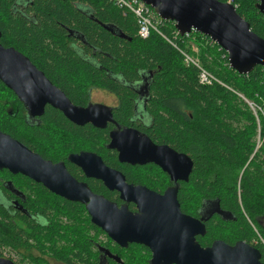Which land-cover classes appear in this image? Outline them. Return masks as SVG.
Segmentation results:
<instances>
[{
  "label": "trees",
  "instance_id": "1",
  "mask_svg": "<svg viewBox=\"0 0 264 264\" xmlns=\"http://www.w3.org/2000/svg\"><path fill=\"white\" fill-rule=\"evenodd\" d=\"M16 1L0 0L1 42L31 55L33 61L47 69L64 89H71L75 93L77 86L70 83L86 79L82 69L84 62L74 54L68 28L84 33L93 48L99 51L100 62L119 72L124 79H135L142 70H156L150 103V109L155 114L151 135L159 142L169 143L187 152L195 161L191 181L187 183L189 187L182 190V195L192 198L218 197L222 206L237 216L236 220L230 221L220 218L217 226L210 223L207 235L199 236L198 240L202 245H208L216 238L229 242L237 239L251 242L253 238L260 240L258 233L264 240L263 66H257L249 74H240L231 68L227 52L212 42L210 37L196 30L177 37L178 45L190 54H193L191 44H195L198 47L195 56L201 65L257 105L255 113L249 103L233 90L219 83H201L199 68L192 63L187 64L182 53L157 32L152 31L147 38L140 37L134 13L118 7L111 0H28L29 11L35 17L33 21L14 11ZM226 1H231L240 15L249 21L252 30L264 38V14L256 7L258 0ZM82 5H88L95 18L84 15L80 9ZM102 23L111 24L116 32L118 28L123 30L132 40L112 33ZM162 25L164 32L175 37L174 22L163 19ZM88 71L91 74L88 79L94 82L92 84L117 90L116 84H110L112 78L103 75L102 71ZM125 97L123 114L132 109L127 95ZM6 100L7 85L0 80V129L7 132ZM46 119L47 123L53 121L63 126L78 141L95 137V129L90 126L78 127L55 109L47 111ZM43 129H34L40 140L52 143L59 139L57 132L47 131L43 134ZM58 141L61 142L60 139ZM2 176L7 178V172ZM96 189L107 195L103 185ZM46 199L51 200L46 197L42 199L43 202H48ZM5 207L0 202V221L3 225H7ZM72 232L75 234V248L80 251L75 255L82 257L74 264L89 263L90 260L84 256L88 250L84 244L85 234L78 229ZM230 237H233V241ZM0 239L6 240L7 236L0 233ZM258 244L264 264V242L259 241ZM107 245L114 251L119 248L111 241ZM130 252V255L123 254L125 264H147L141 254ZM67 255L66 252L59 253L61 259L73 263Z\"/></svg>",
  "mask_w": 264,
  "mask_h": 264
},
{
  "label": "flooded vegetation",
  "instance_id": "2",
  "mask_svg": "<svg viewBox=\"0 0 264 264\" xmlns=\"http://www.w3.org/2000/svg\"><path fill=\"white\" fill-rule=\"evenodd\" d=\"M27 1L17 0L14 3V11L21 17L33 21L35 17L29 11L30 5H27ZM31 6H33V1H31ZM80 9L87 17L95 18L90 13L88 5H82ZM68 36L71 44L74 45V54L84 62L82 69L86 75L85 80L80 82L73 80L70 83L77 86L76 94L71 89H64L50 76L47 69L33 61L31 55L16 46L4 45L1 42L2 37L0 38V42L5 47H13L29 58L50 83H43L40 77L38 81L46 84L47 87L55 88L57 96L54 98L55 103H52L44 95L33 96L29 94V91L22 92V88L18 86L14 88L7 84V132L1 129L0 131L7 133L12 139L23 144L46 161L54 165L61 164L77 182L87 184L95 194L115 203L118 208L127 206L133 214L141 212L140 204L146 197L145 193H137L133 197L125 198L121 191L110 189L104 179L91 175L96 166L100 171L101 164L119 171L124 175L128 184L146 187L159 195L165 194L168 188L178 187L177 199L182 213L197 219L206 218L204 223L207 233L209 224L217 226L220 218L224 221L236 220L235 213L229 208L223 207L218 197L192 198L185 194L182 195V190L189 187L187 183L191 181L195 161L187 152L181 151L169 143L159 142L151 135L155 125V114L150 109V103L153 97L152 83L156 70H142L138 73L137 78L124 79L122 75H119V72L109 69L107 65L100 62L99 51L93 48L84 33L68 28ZM89 69L102 71L103 75L111 77L110 84H116L117 90L113 91L105 85L92 84L94 82L88 79V76L91 75L88 73ZM15 89L21 91L22 95ZM96 94L99 95L100 100L96 99ZM125 95L131 102L132 109L129 113L125 111L123 114ZM94 105H100L99 109L91 113V117L96 122L77 120L81 115L75 112L73 107L89 108ZM49 109L57 110L62 117L78 127H92L96 130L95 137L78 141L79 139L70 136L63 126L56 125L53 121L47 123L46 115ZM184 112L186 111L184 110ZM38 127H44L43 134L47 131L57 132L61 142L58 141L59 139L52 143L45 139L40 140L34 130ZM125 129H135L140 134L151 138L156 144L168 145L176 152L191 157L194 165L189 180H173L170 173L156 162L132 163L124 160L117 143L121 142L122 132ZM132 134V131L129 130L128 136ZM0 172L2 174L7 172V178L0 175L2 184L0 185V202L6 205L5 214L7 215V225H3L0 221V233L7 236L6 240L0 239V258L7 259L13 264H74V261L82 258L75 255L80 251L75 248V234L72 231L78 229L85 234L84 244L88 250L84 256L86 260H90L89 263L85 262L84 264H125L123 254L130 255V251L141 254V258L147 264H152L153 252L150 247L138 242H128L126 246H123L111 237L101 225L95 223L88 208L89 202L75 200L60 194L45 185L44 182L22 173H14L8 168L0 169ZM100 185L106 188L107 195L96 189ZM40 197L42 199L50 197L51 200L46 199L48 202H43ZM218 209L231 213L232 219L226 220L222 214L215 212ZM230 231L231 229L229 233ZM207 233L197 235V240L199 236H206ZM258 235L260 240L253 238L251 242L246 239L229 242L222 238H216L210 244L202 246H211L216 240H224L229 245H235L238 241L244 240L262 252L258 243L259 241L263 242V239L259 233ZM230 239L233 241V237ZM109 241L119 247L117 251L107 245ZM107 250L113 256H118L120 260L110 256ZM60 252H66L67 258L73 260V263L61 259ZM76 263L79 264V262Z\"/></svg>",
  "mask_w": 264,
  "mask_h": 264
},
{
  "label": "water",
  "instance_id": "3",
  "mask_svg": "<svg viewBox=\"0 0 264 264\" xmlns=\"http://www.w3.org/2000/svg\"><path fill=\"white\" fill-rule=\"evenodd\" d=\"M142 1L151 5L161 18L174 22L181 35L196 30L210 37L228 53L231 68L240 74H249L257 66L264 67V38L252 30L249 21L240 15L231 1ZM256 7L264 14V0H258ZM102 25L112 33L132 40L123 30L118 28L116 32L111 24ZM39 77L43 83H50L28 57L0 42V80L5 85L22 88V92L29 91L30 95H44L49 102L55 103L56 89L39 82ZM15 90L22 95L21 91ZM99 106H75L73 109L83 119L78 121L96 122L91 113ZM129 130L133 133L131 136H128ZM122 134L117 145L124 160L132 163L156 162L170 173L173 180H189L194 165L191 157L176 152L168 145H158L135 129H125ZM7 168L42 181L52 190L72 199L89 202L88 208L95 223L123 246L128 242H138L150 247L152 264H262V252L244 240L235 245L216 240L211 246H202L197 235L207 233L206 218L197 219L182 213L177 199L178 187L168 188L165 194L159 195L146 187L128 184L119 171L103 164L100 171L96 166L91 175L104 179L110 189L121 191L125 198L145 193L146 197L140 204L141 212L133 214L127 206L118 208L115 203L95 194L87 184L77 182L61 164L46 161L0 131V169ZM215 212L222 214L226 220L232 219L231 213L222 209ZM107 252L110 253L109 250ZM110 256L113 255L110 253ZM113 257L120 260L118 256ZM0 264L13 263L0 258Z\"/></svg>",
  "mask_w": 264,
  "mask_h": 264
},
{
  "label": "built area",
  "instance_id": "4",
  "mask_svg": "<svg viewBox=\"0 0 264 264\" xmlns=\"http://www.w3.org/2000/svg\"><path fill=\"white\" fill-rule=\"evenodd\" d=\"M115 5L118 7L126 10L131 11L134 13V15L137 18L138 22V35L142 38H147L150 36L152 31L157 32L160 36H162L166 41H168L170 44H172L174 47H176L184 56L185 62L187 64H194L199 68V79L200 82L205 85H213L214 83H219L223 85L224 87L233 90L236 92L240 97L245 99L251 108L256 111L257 105H255L253 102H250L246 99L245 95L234 90L232 86L226 84L223 80H221L217 75H215L213 72L209 71L208 69L204 68L200 60L198 58L192 57V54L187 52L186 49H182L177 42V37L181 35L180 31L176 28L175 31V37H171L162 29L163 24V18H161L154 10V8L151 5L146 4L142 0H111ZM175 24V23H174ZM176 27V26H175ZM186 35H189L187 33ZM212 42H215L212 40ZM192 45V44H191ZM192 47H195V45H192ZM228 54V53H227ZM261 109V107H258ZM260 140H259V146H260ZM264 242V240H263Z\"/></svg>",
  "mask_w": 264,
  "mask_h": 264
},
{
  "label": "rangeland",
  "instance_id": "5",
  "mask_svg": "<svg viewBox=\"0 0 264 264\" xmlns=\"http://www.w3.org/2000/svg\"><path fill=\"white\" fill-rule=\"evenodd\" d=\"M192 45H195V44H192ZM192 45H191V49H192V51H193L192 57H194V58H195V57L198 58L197 56H195L196 54H198V53H197V51H198V47L195 45V47H196V49H195L194 47H192ZM196 58H195V59H196ZM198 59H199V58H198ZM242 94H243V93H242ZM95 97H96L97 100H100V97H99L98 94H96ZM253 111H254V110H253ZM256 111H257V110H256ZM256 111H254V112L256 113ZM0 174H2V172H0ZM104 238H105V237H104Z\"/></svg>",
  "mask_w": 264,
  "mask_h": 264
}]
</instances>
